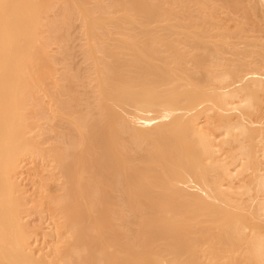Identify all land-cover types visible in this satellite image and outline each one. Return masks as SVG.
I'll use <instances>...</instances> for the list:
<instances>
[{"label":"bare ground","instance_id":"1","mask_svg":"<svg viewBox=\"0 0 264 264\" xmlns=\"http://www.w3.org/2000/svg\"><path fill=\"white\" fill-rule=\"evenodd\" d=\"M0 264H264V0H0Z\"/></svg>","mask_w":264,"mask_h":264},{"label":"rangeland","instance_id":"2","mask_svg":"<svg viewBox=\"0 0 264 264\" xmlns=\"http://www.w3.org/2000/svg\"><path fill=\"white\" fill-rule=\"evenodd\" d=\"M81 41L82 40L80 37L78 21L74 20L72 25L67 30V35L62 40V43H64L72 51L69 66H67L65 63L63 52H61L59 48L56 47L55 43L51 44L50 47L53 51L55 67L57 68V72L59 74H62L66 67H69L71 70L77 69L80 73H86L87 67L81 53ZM78 88L80 90L82 89V87L80 86ZM43 99H45V103H47V95H44ZM46 106L47 104H45V107ZM29 178L30 175H27L25 172V174L23 175L22 183L25 185V187L28 188V191H32V186L30 185ZM26 218L31 224H37L41 220L39 212L34 208H31L27 212ZM43 224H45V221H43Z\"/></svg>","mask_w":264,"mask_h":264}]
</instances>
